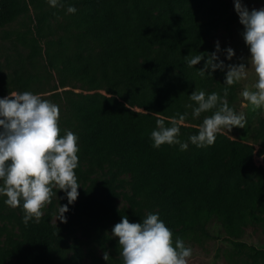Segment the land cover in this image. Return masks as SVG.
<instances>
[{"label":"trees","instance_id":"1","mask_svg":"<svg viewBox=\"0 0 264 264\" xmlns=\"http://www.w3.org/2000/svg\"><path fill=\"white\" fill-rule=\"evenodd\" d=\"M0 0V97L12 91L43 94L60 107L61 134L79 136L75 169L79 196L57 219L65 191L54 188L42 216L26 226L24 210L0 197V264H123L112 227L127 215L149 212L173 232V240L200 242L210 221L246 256L239 264H264V246L242 241L264 230V167L254 161V143L216 134L212 145L187 150L153 147L158 117L187 112L180 139L198 132L212 111L199 117L186 108L195 89L229 88L233 107L239 83L224 84L226 69L201 76L187 58L215 50L208 36L238 19L227 0ZM69 4L77 12L68 13ZM20 27L6 28L20 18ZM137 108V109H136ZM166 123L168 121L166 120ZM264 130V119L260 121ZM234 127V126H233ZM122 173L129 174L123 191ZM122 197L126 204L119 207ZM53 217L56 222H53ZM14 224L16 230L10 229ZM79 230L80 236L75 235ZM109 253V261L103 253Z\"/></svg>","mask_w":264,"mask_h":264},{"label":"clouds","instance_id":"2","mask_svg":"<svg viewBox=\"0 0 264 264\" xmlns=\"http://www.w3.org/2000/svg\"><path fill=\"white\" fill-rule=\"evenodd\" d=\"M52 7L63 6L62 0H48ZM234 9L243 25L242 36L249 48L248 66L241 62L225 65L220 59L219 42L216 50L200 52L187 58L189 66H195L204 60L199 74L212 76L216 69H224V84L231 86L255 73V82L245 86L240 95L246 105L253 110L264 107V7L252 8L234 0ZM68 13L77 12V8L69 4ZM226 58L231 60L235 51L231 47L225 49ZM229 88L223 89L224 95L218 92H206L195 89L189 95L186 108H191V115L199 117L201 113L212 111L204 117L198 126V132L189 135L188 139H180L181 126L185 123L187 112L172 117H158L156 127L150 133L153 147L162 144H177L180 150H187L189 142L197 147L212 145L216 134L223 128L233 126L244 127L246 115L236 111L227 100ZM166 120L168 123H166ZM79 136L71 130L61 134L60 107L43 94L32 91H12L0 97V197L10 207L20 206L24 210L22 222L27 226L33 218L42 216V208L50 203L57 188L65 191L68 204H60L57 219L65 221V213L69 205L79 196L75 169L79 162ZM111 234L118 237L119 255L123 264H189L193 254L191 246L182 238L173 240V232L160 219L158 212H149L140 221L130 222L127 215L121 216ZM103 259L109 261L107 251Z\"/></svg>","mask_w":264,"mask_h":264},{"label":"rangeland","instance_id":"3","mask_svg":"<svg viewBox=\"0 0 264 264\" xmlns=\"http://www.w3.org/2000/svg\"><path fill=\"white\" fill-rule=\"evenodd\" d=\"M232 8L234 9V0H227ZM242 3L248 6L251 10L252 8L259 9L264 7V0H242ZM235 10V9H234ZM26 18H20L13 22L12 25L6 28H16L20 27L21 21ZM243 25L239 21V16L236 22L231 26V32H227L225 29V23L222 21L218 28L212 32L208 38L210 43L214 46L216 50V43L220 44V51L218 53L220 59L224 60L225 65L245 63L248 66L247 58L250 56L249 48L246 45L243 36ZM2 32L0 30V51L5 48L6 41L2 39ZM231 47L235 51V55L231 60L226 58L225 49ZM214 50V51H215ZM1 53V52H0ZM0 54V61H2ZM227 71V67H225ZM255 82V73L249 71V76L247 79L242 80L239 83L237 100L233 105V108L238 112H244L246 115V124L244 127L234 126L231 129L223 128L221 131L227 134L231 138H236L246 142L254 143V161L257 165H262L264 167V130H262L260 121L264 119V107L257 108L253 110L250 104L246 105L243 97L240 95L242 89L247 85L250 86ZM122 180V190H129V174L122 173L120 175ZM58 200H56V206L59 208L60 201L64 199V195H58ZM126 202L122 197L117 200V205L119 207L125 206ZM53 222H56V218L53 217ZM10 229L16 230L14 224H9ZM209 230L211 236L203 239L200 242H190L186 241L185 244L191 246L193 249V254L189 259V264H239L246 256L233 246L230 240H227V236L224 232L220 230V225L214 221H210ZM75 235L80 236V231L77 230ZM118 238V237H117ZM242 241L249 244L261 247L264 246V230H256V232L249 229L247 234L242 237Z\"/></svg>","mask_w":264,"mask_h":264},{"label":"water","instance_id":"4","mask_svg":"<svg viewBox=\"0 0 264 264\" xmlns=\"http://www.w3.org/2000/svg\"><path fill=\"white\" fill-rule=\"evenodd\" d=\"M137 109V108H136Z\"/></svg>","mask_w":264,"mask_h":264}]
</instances>
